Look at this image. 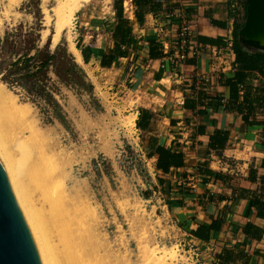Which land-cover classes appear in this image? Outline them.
<instances>
[{
  "label": "crops",
  "instance_id": "0c3cea01",
  "mask_svg": "<svg viewBox=\"0 0 264 264\" xmlns=\"http://www.w3.org/2000/svg\"><path fill=\"white\" fill-rule=\"evenodd\" d=\"M114 3L119 8L120 2L111 0L95 19L88 16L89 9L81 10L79 28L89 39L80 35L78 41L93 50L89 63L96 60L102 71L130 77L138 68L129 83L154 94L153 105L137 108L133 115L144 158L158 147L182 155L183 165L166 174L155 171L156 155L146 158L159 192L171 205L166 209L184 223L194 245L213 252L211 264H264V77L245 72L234 96L226 84L240 72L226 38L233 45L234 29L244 22L245 0H123L122 17L131 28L128 55L101 68L102 54L114 43ZM152 4L158 5L155 12ZM179 9L192 18L200 55L174 66L178 20L173 15ZM148 37L154 39L151 49L158 58L148 57ZM216 64L226 67L215 72ZM201 76L212 79L203 86ZM214 220L221 226L208 242L191 238L190 231Z\"/></svg>",
  "mask_w": 264,
  "mask_h": 264
},
{
  "label": "rangeland",
  "instance_id": "374dc122",
  "mask_svg": "<svg viewBox=\"0 0 264 264\" xmlns=\"http://www.w3.org/2000/svg\"><path fill=\"white\" fill-rule=\"evenodd\" d=\"M10 1L0 0V46L6 33L11 34V41L20 44L21 38L36 30L40 24L39 47L47 43L50 50L65 46L70 53L65 33H61L55 43L52 39L53 14L50 10L57 0H45L44 4L42 0ZM110 1L89 0L75 13L69 28L75 47L80 35L85 41L89 39L87 31L79 28L81 10L89 9L88 16L95 19L107 11ZM44 10L49 12L48 24L45 23ZM79 66L92 90L61 83L50 73L47 87L56 106L49 107L47 102L28 95L16 84L7 81L1 70L0 89L10 95L17 105L29 109L27 120L33 128L38 127L37 133L40 130L45 136L43 140L39 132L43 140L41 144L47 145L52 153H57L59 158H56L63 163L62 174L69 175H66L70 179L68 189L85 190L96 210V221L110 226L107 232L111 241L122 237L133 256L137 252L138 241L143 253L142 264H154L157 258L159 264H211L213 252L194 245L189 240L184 223L177 222L166 209L165 195L159 192L153 167L140 150L133 112L137 108L153 105L155 96L138 87L135 81L129 83L139 69H133L129 73L132 76L126 77L116 70H100L96 60ZM129 121L133 123L129 125ZM9 132H6L5 141L10 144ZM153 250L156 251V258L151 256ZM160 254L167 257L163 260Z\"/></svg>",
  "mask_w": 264,
  "mask_h": 264
},
{
  "label": "bare ground",
  "instance_id": "6f19581e",
  "mask_svg": "<svg viewBox=\"0 0 264 264\" xmlns=\"http://www.w3.org/2000/svg\"><path fill=\"white\" fill-rule=\"evenodd\" d=\"M42 1L44 4L45 0ZM87 1L89 0H57L50 10L53 14V42L58 40L61 33H65L70 53L78 65L83 64V61L80 52L71 42L69 28L75 13ZM48 13L46 10L43 12L46 24L50 19ZM0 104V160L31 231L41 263L142 264L140 243L137 241V252L133 256L122 237L118 241H111L107 232L109 225L96 221V210L89 202L85 190L68 189L69 175L62 174L63 163L56 158L57 153L55 155L46 148L47 145L41 144L45 136L38 130L43 138L40 137L36 131L38 127L33 128L30 120H27L29 109L24 105H17L3 89H0ZM131 122L129 121V125L133 123ZM8 130L11 135L10 144L5 141ZM155 252L153 250L151 256L155 257ZM160 255L163 260L167 257ZM169 255L172 256V253L169 252ZM157 260L158 258L154 264Z\"/></svg>",
  "mask_w": 264,
  "mask_h": 264
},
{
  "label": "trees",
  "instance_id": "16d2710c",
  "mask_svg": "<svg viewBox=\"0 0 264 264\" xmlns=\"http://www.w3.org/2000/svg\"><path fill=\"white\" fill-rule=\"evenodd\" d=\"M120 2L119 8L114 3L116 25L113 28L112 38L113 45L105 51L99 61L101 68H110L117 58H124L128 55L126 47L130 44L131 28L127 26L128 21L122 17L123 0ZM158 8L157 4H152L151 9L155 12ZM245 18V17H244ZM141 22V21H140ZM242 24L234 29V39L232 50L235 54V62L239 65V71L232 80H227L232 96L237 93L238 85L243 83L245 72L256 71L264 77L262 73V64L264 63V49H258L257 45L238 41V32ZM39 28L25 34L20 44L11 41V34L6 33L4 43L0 46V70L3 77L12 84H16L26 93L35 99L47 102L50 106H56L57 103L49 92L47 84L50 82L48 75L51 73L61 83L73 85L83 88L87 91L92 90V85L86 81V76L82 68L74 61L73 56L68 52L65 46H56L54 50L49 49L47 43L43 47H39ZM149 44L148 57L155 59L159 57V53L153 54L151 49L154 39L147 38ZM80 41L76 44V49L80 52L82 61L87 65L93 56V50L89 46H82ZM159 46L156 45L155 49ZM246 93H244L245 96ZM264 94V90H263ZM242 102H247L244 97ZM137 128L141 126L136 124ZM157 156L154 164L155 171L166 174L170 168H180L183 165L182 155L180 153H172L163 148H156L153 152L147 153L146 158L152 159ZM208 175H213L211 171H200ZM218 179V174H215ZM158 180V179H157ZM165 205L170 208L168 201ZM221 221L214 220L209 225H200L195 230L189 232L192 239L208 242L212 233L220 229Z\"/></svg>",
  "mask_w": 264,
  "mask_h": 264
},
{
  "label": "water",
  "instance_id": "95a60500",
  "mask_svg": "<svg viewBox=\"0 0 264 264\" xmlns=\"http://www.w3.org/2000/svg\"><path fill=\"white\" fill-rule=\"evenodd\" d=\"M238 41L264 49V0H245ZM0 264H42L31 231L0 160Z\"/></svg>",
  "mask_w": 264,
  "mask_h": 264
},
{
  "label": "built area",
  "instance_id": "2783aa9c",
  "mask_svg": "<svg viewBox=\"0 0 264 264\" xmlns=\"http://www.w3.org/2000/svg\"><path fill=\"white\" fill-rule=\"evenodd\" d=\"M174 18L178 20V24L175 25V32H176V43L174 47L175 56L171 60V64L176 66L183 63L188 57L196 58L200 55V49L196 38L194 36V28L192 23V18L187 16L183 9H179L173 15ZM232 38H226L227 47L230 53H233L232 50ZM226 66L224 65H214L213 69L215 72L217 70H224ZM232 70V68H230ZM211 77L201 76L200 83L203 86H206L210 83ZM180 106L183 105V101L178 103Z\"/></svg>",
  "mask_w": 264,
  "mask_h": 264
}]
</instances>
